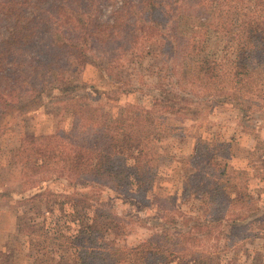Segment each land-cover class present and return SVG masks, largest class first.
Returning a JSON list of instances; mask_svg holds the SVG:
<instances>
[{
  "label": "trees",
  "instance_id": "16d2710c",
  "mask_svg": "<svg viewBox=\"0 0 264 264\" xmlns=\"http://www.w3.org/2000/svg\"><path fill=\"white\" fill-rule=\"evenodd\" d=\"M194 7L223 30L239 25L245 51L227 63L196 56L175 28L184 9ZM159 59L162 65L152 64ZM88 69L101 72L108 86H89ZM138 94L148 106H120V97ZM45 96L48 107L72 113L71 126H59L47 139L27 132L17 164L24 185L65 179L73 191L37 187L25 202L40 212L59 209L61 219L73 215L78 223L70 243L66 233L59 236L70 257H49L45 264H221L224 251L233 253L226 264H236L246 239L257 237L254 230L264 239V206H259L264 197L247 185L253 172L264 182V141L255 142L246 169L233 167L229 156L220 159L227 147L206 142L180 161L183 199L187 203L194 195L206 213L196 237L183 229L172 232L178 223L154 192L150 177L156 152L148 148L161 126L155 122L158 110L189 116L195 109L189 102L203 96L231 104L249 121L264 107V0H0V134L9 129L6 115L17 116L28 102ZM114 105L117 112L109 108ZM103 190L136 206L154 193L162 212L152 220L149 239L120 244L128 222L106 207L99 195ZM196 244L204 249L192 252ZM249 255L247 248L249 264H264V247L252 259ZM0 256L5 257L0 263L21 261L14 250Z\"/></svg>",
  "mask_w": 264,
  "mask_h": 264
},
{
  "label": "rangeland",
  "instance_id": "374dc122",
  "mask_svg": "<svg viewBox=\"0 0 264 264\" xmlns=\"http://www.w3.org/2000/svg\"><path fill=\"white\" fill-rule=\"evenodd\" d=\"M109 4H112V1ZM176 23L175 28H177L179 40L186 42L189 47L193 46L196 56L207 55L212 60L227 63L235 59L239 52L245 51L239 25H235L231 32L223 30L211 19H204V13L195 7L184 9L181 19ZM190 56L194 55L190 53ZM180 58L179 51L177 60ZM149 61L150 58H147L145 64L150 63ZM152 64L162 65L163 60L159 59ZM139 72L143 74V70H139ZM102 76L101 72H91L88 69L84 78L89 79V86H108ZM145 76L147 82L150 83L147 72ZM244 93L242 92L240 97L245 95ZM49 94L51 93H48L47 96ZM141 97L142 95L139 94L122 96L120 97V106H125L128 102H140L148 106L149 100L141 101ZM204 97L189 102L195 108L192 110V114L188 113L189 116L182 113L170 115L158 110L159 113H155L154 116L159 120L155 119V122L158 123L157 126L159 123L161 126L156 131L157 133L150 136L148 144V148L153 146L156 152L154 174L150 177V181L156 186L154 192L160 200H163L161 201L164 204L162 208L168 206L169 210H172L169 212V218H173L178 223L177 228H173L172 232L175 233V229H183L191 237L202 234L201 222L206 213H204L203 203L196 201L194 195L190 194L187 203L184 201L183 186L180 180L184 166L180 161L190 157L200 142L203 145L206 142L211 146L221 144L223 147H227L224 153L219 156L220 159L229 156L226 159L231 161L233 167L246 169L251 155L249 152L255 146V142L264 141V111H262L264 107L256 109L255 113L251 115V120L246 121L241 110L231 104L210 102ZM244 99L259 102L256 96H244ZM36 101L28 102L19 114L15 109L16 114L21 116L6 115L4 122L9 123L7 126L9 129L5 134H0V253L8 250L16 251V255L21 257V261L16 264H45L49 257L55 258L57 261L65 256L70 257L69 245L64 244L59 236L61 232L66 233L68 238L70 237L69 242L73 240L72 236L78 231L77 219L73 215L61 219L62 212L59 209L50 211L42 208L40 212L39 209L33 208L25 202L27 198L38 191V188H49L61 193L73 191L65 179L44 182L43 185H39L35 179L33 185L23 184L25 179L17 164V150L20 143L26 138V133L30 132L33 136L38 135L47 139L58 133L59 126L63 130L69 129L73 121L70 111L65 109L56 111L52 105L48 107L46 96ZM117 106L119 105L109 108L117 112ZM261 106H264V103H261ZM153 128L154 124L151 125L150 130ZM146 152L149 154L150 150ZM220 159L218 158L216 161L219 162ZM144 164L145 161L140 165V168H143ZM256 174L258 173L250 174L247 185L255 196H259L258 190H260L264 197V192L262 193L264 182L258 179L260 176L258 177ZM144 175L146 176V174ZM147 186L152 185L148 182ZM153 194L150 192L145 198L146 202L136 206L131 199L125 196L121 197V195L108 190L100 192V198L106 207H109L114 214L125 217L128 222L125 234L120 238V244L136 246L152 235L150 227L155 224L152 220L155 218L159 220L157 214L162 212V209L155 204ZM259 204V206H264V198ZM31 207L33 210H30ZM254 233L258 234L257 237L253 241L246 239L243 249L237 254L236 264H249L246 256L247 248L250 250V259L257 252L263 251L264 239H260L263 236H260L257 230H254ZM196 245L198 247L193 248L195 245L190 247L192 252L200 249L199 247L204 249V244ZM224 252H227V256L226 254L220 256L221 264H226V260L233 256L232 251ZM2 257L0 256V259ZM0 264H5V261ZM172 264H176V261Z\"/></svg>",
  "mask_w": 264,
  "mask_h": 264
}]
</instances>
